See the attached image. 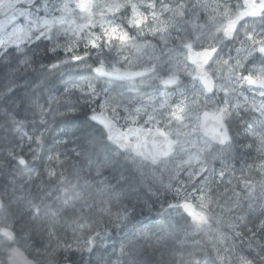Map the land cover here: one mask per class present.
Listing matches in <instances>:
<instances>
[{"label": "snow or ice", "instance_id": "1", "mask_svg": "<svg viewBox=\"0 0 264 264\" xmlns=\"http://www.w3.org/2000/svg\"><path fill=\"white\" fill-rule=\"evenodd\" d=\"M54 75L59 80L48 79ZM29 78L46 87L19 106L34 117L30 125L12 118L19 141L9 155L18 166L27 163L25 145L37 159L63 121L69 130L49 151L43 171L49 186L92 184L79 164L69 165V151L90 156L92 140L81 144L77 135L83 129L110 146L91 166L97 178L113 157L130 161L142 178L151 165L152 175L160 170L169 176L171 199L162 211L204 233L202 253L195 251L201 241L176 224L162 236L133 234L109 251L108 229L86 233L91 225L81 214L70 221L71 240H58L52 255L87 252L96 254L95 264H138L139 254L165 248L182 264H264V0H195L190 6L185 0H0V98L13 96L14 86L21 80L28 85ZM81 114L85 122L73 127ZM237 124L254 138L241 145L247 158L220 159L213 145H231ZM207 156L219 165L209 170ZM99 185L100 195L111 187L106 177ZM46 192L41 178L37 192L22 196L25 206L39 215ZM71 207L66 200L51 211L49 228ZM100 211L115 217L117 226L130 219L119 194ZM213 217L222 230L209 232ZM12 224L0 218V236L14 239ZM189 247L193 251L184 256ZM8 251L13 264H31L21 249Z\"/></svg>", "mask_w": 264, "mask_h": 264}, {"label": "clouds", "instance_id": "2", "mask_svg": "<svg viewBox=\"0 0 264 264\" xmlns=\"http://www.w3.org/2000/svg\"><path fill=\"white\" fill-rule=\"evenodd\" d=\"M232 2L235 3V0ZM185 3L190 6L195 3V0H185ZM221 47L222 55L227 56L230 45L225 43ZM59 78L58 75H54L48 79L59 80ZM2 86L3 82L0 81V87ZM103 86L104 84L101 82L100 87ZM14 87H16V91L13 96L0 98V218L10 217L12 219L14 233L12 240L0 236V264H13L8 251L10 248L21 249L31 264H95L96 254L90 255L85 252L73 255L71 252L62 250H57L55 255L51 254L56 248L58 240H71L70 221L73 217L81 214L87 215L91 225L89 229L85 230L86 233H91L94 236L97 231L103 232L105 228L108 229L105 243L108 245L109 251L118 248L125 239L133 234L147 229L169 231L173 224L184 225L192 233L194 240L201 241L200 247L195 248V251L197 253L204 251L203 232H198L193 228L190 221H185L180 216L173 218L166 211H162V208H166L168 200L171 199V193L166 187L169 183V176L160 170H156V174L152 175L153 169L151 165H147L145 175L142 178L134 171L131 162L121 156L113 157L112 163L104 169L103 176L97 178L91 166L97 159L105 157L110 146L106 141L93 140L83 129L77 135L81 136V144H87L89 140H92L89 145L90 156H79L75 152L69 151V165L73 161L79 164L85 175H91V185L72 180L71 185L64 189L60 185L49 186L47 177L43 176L49 151L63 137L64 132L69 130L66 129L63 121L58 122L51 129L47 144L42 152L37 153V159H33L31 148L26 144L23 155L27 163L18 166L17 162L9 155L10 148L15 147L16 142L19 141V137L12 131V118L15 115L17 119H25L30 125L34 117L30 114L25 117L23 108L19 106L30 102L33 96L44 94L46 85L42 84L40 80L33 84L29 78L28 85H25L24 81L21 80L19 85ZM78 121L79 126L85 122L83 114L80 115ZM253 143L254 138L246 135L244 129L237 124L232 127L231 145L214 144L213 152L218 154L220 159L237 162L247 158L246 151L241 145ZM72 147L75 145H68L69 149ZM252 155L255 156L254 150ZM220 159L207 156L209 170L218 166ZM70 170L69 167V173ZM37 172L41 173V177H37ZM29 175L32 176L31 181H29ZM105 177L111 187L108 192L100 195L96 192V188L100 186L99 180ZM41 178L45 181L47 199L40 208L39 215H37L35 209L25 206L22 196H26L29 191L37 192ZM13 181L17 185L15 191H13ZM20 185H24L23 192L20 191ZM129 192H133L135 195L130 196ZM114 194H119L120 203L129 210V221L120 226L116 225L115 217L105 215L100 211ZM79 195H82L84 199H77ZM66 200L72 202V207L65 208L59 223L49 228L46 223L49 213L62 208ZM111 202L115 207L116 201L112 200ZM207 227L209 232H215L222 230L225 225L217 223L213 217ZM49 232L55 234L50 238ZM189 243L191 244L193 241L190 240ZM191 251L193 248L189 247L183 255L186 256ZM138 264H182V258L168 254L165 259H161L157 253L153 256L149 249L145 259L139 260ZM257 264H261V262L257 260Z\"/></svg>", "mask_w": 264, "mask_h": 264}, {"label": "trees", "instance_id": "3", "mask_svg": "<svg viewBox=\"0 0 264 264\" xmlns=\"http://www.w3.org/2000/svg\"><path fill=\"white\" fill-rule=\"evenodd\" d=\"M71 124H72L73 127H78L79 126V121L78 120L72 121ZM69 176L71 178V170H70ZM129 195L132 196V195H135V193L129 192ZM147 230L152 231L153 234L156 235V236H162V235H164L162 233H158V230L157 229H147ZM172 242H173L172 239H170L169 240V245H171ZM146 248H147V246H146ZM146 253H147V250L144 253L139 254V256L137 257V259L138 260L145 259ZM157 254L160 256L161 259H165L167 257V255H168V250L165 249V248H161Z\"/></svg>", "mask_w": 264, "mask_h": 264}, {"label": "rangeland", "instance_id": "4", "mask_svg": "<svg viewBox=\"0 0 264 264\" xmlns=\"http://www.w3.org/2000/svg\"><path fill=\"white\" fill-rule=\"evenodd\" d=\"M239 175V174H238ZM221 191H222V189H221Z\"/></svg>", "mask_w": 264, "mask_h": 264}]
</instances>
